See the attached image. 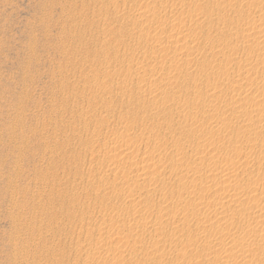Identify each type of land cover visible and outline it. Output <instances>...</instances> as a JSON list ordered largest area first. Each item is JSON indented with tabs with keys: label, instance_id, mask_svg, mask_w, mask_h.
<instances>
[{
	"label": "rangeland",
	"instance_id": "rangeland-1",
	"mask_svg": "<svg viewBox=\"0 0 264 264\" xmlns=\"http://www.w3.org/2000/svg\"><path fill=\"white\" fill-rule=\"evenodd\" d=\"M236 263L264 264V0H0V264Z\"/></svg>",
	"mask_w": 264,
	"mask_h": 264
},
{
	"label": "bare ground",
	"instance_id": "bare-ground-1",
	"mask_svg": "<svg viewBox=\"0 0 264 264\" xmlns=\"http://www.w3.org/2000/svg\"><path fill=\"white\" fill-rule=\"evenodd\" d=\"M235 171V170H234ZM233 170L231 171V172H234ZM228 174V173H227ZM235 175V174H234ZM232 176V175H231ZM234 178V177H233ZM231 195V194H230ZM246 245V244H245ZM244 252V251H243ZM239 254H241V253H239ZM239 256V255H238ZM244 256H246V255H244ZM244 258V257H243ZM237 261V260H236ZM237 264V263H236Z\"/></svg>",
	"mask_w": 264,
	"mask_h": 264
}]
</instances>
